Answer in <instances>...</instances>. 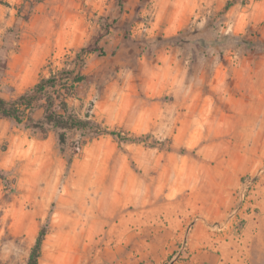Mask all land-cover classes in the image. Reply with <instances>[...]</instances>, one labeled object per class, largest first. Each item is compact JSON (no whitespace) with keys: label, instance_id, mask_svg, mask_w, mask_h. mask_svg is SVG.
Masks as SVG:
<instances>
[{"label":"rangeland","instance_id":"rangeland-1","mask_svg":"<svg viewBox=\"0 0 264 264\" xmlns=\"http://www.w3.org/2000/svg\"><path fill=\"white\" fill-rule=\"evenodd\" d=\"M191 1L0 0V96L81 59L69 104L96 124L62 146L0 119V264H27L46 225L39 264H146L172 228L150 207L189 201L187 233L264 213V0ZM95 42L106 54L78 59Z\"/></svg>","mask_w":264,"mask_h":264},{"label":"crops","instance_id":"crops-1","mask_svg":"<svg viewBox=\"0 0 264 264\" xmlns=\"http://www.w3.org/2000/svg\"><path fill=\"white\" fill-rule=\"evenodd\" d=\"M224 3L226 0L191 1L194 9L199 6L209 7L211 4L220 6ZM176 185L183 188L186 183L175 182L174 186ZM173 202L146 209L148 213L154 212L159 215L157 223L168 221L167 227L172 226L155 234L154 239L144 240L141 251L148 258L146 264H264V213H259L255 218L247 217L240 230L229 226L223 227V218H217L210 213L202 222L195 223L192 232L187 233L182 229H176L175 224L178 220L186 221L185 217L178 219L179 210L184 213L190 212V202ZM213 204L217 205L216 201ZM254 205L264 206L263 191L260 189L255 196ZM214 209L216 210V207ZM217 220L220 221L219 229L215 228ZM182 239H187L188 254L178 259L175 256L167 262V258L176 251Z\"/></svg>","mask_w":264,"mask_h":264},{"label":"trees","instance_id":"trees-1","mask_svg":"<svg viewBox=\"0 0 264 264\" xmlns=\"http://www.w3.org/2000/svg\"><path fill=\"white\" fill-rule=\"evenodd\" d=\"M95 52L100 55L106 54L105 49L95 42L93 45L81 48L77 57L79 59L84 54ZM78 61L80 62L73 68L64 67L51 72L49 76L40 77L31 88L16 98L7 99L0 96V119L8 118L17 124H24L26 128L45 134L55 130L62 146L67 144L70 131L85 132L96 127L94 121L81 118L69 104V98L75 94L78 84L86 79L81 71L83 60ZM39 110H42V115L36 117ZM47 232V225L39 231L27 264H39L41 248Z\"/></svg>","mask_w":264,"mask_h":264}]
</instances>
